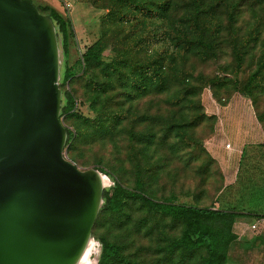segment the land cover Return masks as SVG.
Here are the masks:
<instances>
[{
    "label": "rangeland",
    "instance_id": "rangeland-1",
    "mask_svg": "<svg viewBox=\"0 0 264 264\" xmlns=\"http://www.w3.org/2000/svg\"><path fill=\"white\" fill-rule=\"evenodd\" d=\"M33 2L46 15L51 8L57 9L71 23L74 36L68 60L58 35L61 74L66 63L74 64L87 47L104 38L106 61L121 58L135 46L131 52L134 59L163 61L165 74L180 75L199 92L189 99L177 97L180 86L171 85L170 79L159 88L161 83H154L146 95L131 102L124 85L117 83L102 96L107 109H117L120 114V120L110 122L92 106L91 85L103 73L101 68L86 74L78 63L71 81L64 83L60 77L62 91L68 89L84 102L79 107L90 119L61 115L67 129L77 135L65 145L71 160L83 169H105L128 189L141 185L155 201L252 212L237 218L247 221L264 215V75L252 95L240 90L264 55V0H175L171 17L178 24L188 23L186 18L179 22V18L201 14L205 40L216 45L214 55L208 58L179 51L170 39L157 41L151 30H160L159 38L164 37L161 20L145 19L144 25L133 16L125 20L128 5L121 4L117 7L121 14L111 16L112 8L116 9L114 0ZM168 27L174 26L164 28ZM235 44L245 52L240 67ZM216 77L219 80L211 84ZM220 117L224 122L220 123ZM133 134H145L149 140H138ZM230 143L235 147L245 144V150L241 165L226 170L215 152L219 146L229 149ZM100 173L104 188L115 185L110 176ZM184 227L182 221L137 199L127 201L118 212L107 210L100 215L99 211L92 231L98 250L91 264H97L102 252L99 237L122 247V259L110 264H202L205 249H171ZM228 254L227 264H264V225L258 233L232 240Z\"/></svg>",
    "mask_w": 264,
    "mask_h": 264
},
{
    "label": "water",
    "instance_id": "water-1",
    "mask_svg": "<svg viewBox=\"0 0 264 264\" xmlns=\"http://www.w3.org/2000/svg\"><path fill=\"white\" fill-rule=\"evenodd\" d=\"M60 77L52 19L0 0V264H76L103 204L100 171L66 154Z\"/></svg>",
    "mask_w": 264,
    "mask_h": 264
},
{
    "label": "trees",
    "instance_id": "trees-1",
    "mask_svg": "<svg viewBox=\"0 0 264 264\" xmlns=\"http://www.w3.org/2000/svg\"><path fill=\"white\" fill-rule=\"evenodd\" d=\"M33 2V0H31ZM116 9L112 8L111 16H118L117 7L121 4L129 6L128 11L124 13L125 20L128 16L135 17L138 23L144 25L146 20H161V28L165 30L164 37L159 38L160 30L154 28L151 30L154 38L157 41L170 39L174 47L179 51H184L186 54H200L203 57H210L214 55L216 45L205 40V30L200 24L202 18L199 12H194L188 17L179 18V22L186 18L182 24L174 21L171 17V11L174 9L175 0H114ZM34 3V2H33ZM35 4V3H34ZM36 5V4H35ZM37 6V5H36ZM38 7V6H37ZM40 10V7H38ZM116 12V13H115ZM120 13V12H119ZM121 14V13H120ZM53 21L57 33L60 38V46L63 49L66 60L70 56V40L74 36V31L71 28L70 21L61 14L57 9L51 8L47 14ZM146 19V20H145ZM174 26L165 29V25ZM157 26V25H155ZM158 27V26H157ZM148 28V26L146 27ZM160 29V27H159ZM146 38V37H145ZM243 45V44H242ZM107 43L104 38L99 39L91 46L87 47L82 57L74 64H67L61 74V81L67 83L71 81L76 75V65H82L86 74L91 73V69L96 67L101 68V76L92 83L91 89L94 93L92 106L101 113V117L107 118L110 122L120 120V114L117 109L109 111L106 106V101L103 95L113 90L117 83H122L125 87L124 92L128 99H137L146 95L149 92V87L160 82L157 88L162 87L171 79L172 84H179L180 89L178 96H183L189 99L190 96L196 97L198 91L196 85L188 84L186 79L175 73L165 74L163 61L152 60H138L134 59L131 52L134 51L135 46L129 48L125 55L121 58H112L110 61L105 59V50ZM234 53L238 61V67L242 66L245 59V52L243 46L239 44L234 45ZM264 55L262 57L259 67L248 78V81L240 89L244 95H252L255 87H257L259 78L264 75ZM170 77V78H169ZM219 77L211 79L210 83L215 84ZM200 87V86H199ZM62 107L61 115L68 114L74 116L84 117L85 121H89V117L84 115L81 111L80 105L84 102H79V99L73 92L68 89L62 91ZM96 105V106H95ZM108 110V112H105ZM118 122V121H117ZM177 125V124H173ZM174 128V127H172ZM134 136V134H133ZM77 135L68 129L67 142H71ZM141 141H147L149 138L145 134L134 136ZM100 171L110 176L114 181L113 187L104 188L103 191V205L100 210V215L104 211L118 212L122 210L126 202L130 199L141 200L145 205L152 209H156L164 216H169L174 220L182 221L185 225L182 235L176 238L171 243V249H182L184 251H196L205 249L206 255L203 258L202 264H227L230 261L228 254L229 246L233 241L237 240V236L233 231L234 223L237 218L243 215L253 214L252 212L239 211L234 208H220V207H199L196 205L179 204L172 201H155L148 196L143 190L142 186L135 189H128L124 187L119 181L115 180L113 175L105 169L98 167ZM256 214V213H254ZM102 243V252L99 257L98 264H110L113 261H120L122 259V247L104 237L98 238Z\"/></svg>",
    "mask_w": 264,
    "mask_h": 264
},
{
    "label": "crops",
    "instance_id": "crops-1",
    "mask_svg": "<svg viewBox=\"0 0 264 264\" xmlns=\"http://www.w3.org/2000/svg\"><path fill=\"white\" fill-rule=\"evenodd\" d=\"M221 118V117H220ZM221 122H224V120L221 118ZM233 144L230 143L229 149H224L222 146H219L216 148V158L220 162L221 165L224 166L226 170L229 169L230 165H241V160L244 154V150L242 147H244L245 144H242L238 147H235ZM255 218H253L250 221H247L246 219L240 218L237 219V221H245V222H252Z\"/></svg>",
    "mask_w": 264,
    "mask_h": 264
},
{
    "label": "built area",
    "instance_id": "built-area-1",
    "mask_svg": "<svg viewBox=\"0 0 264 264\" xmlns=\"http://www.w3.org/2000/svg\"><path fill=\"white\" fill-rule=\"evenodd\" d=\"M230 144H228V147ZM264 225V215L258 217L254 222L237 221L234 223L233 231L237 240H242L245 236L258 233L260 227Z\"/></svg>",
    "mask_w": 264,
    "mask_h": 264
},
{
    "label": "bare ground",
    "instance_id": "bare-ground-1",
    "mask_svg": "<svg viewBox=\"0 0 264 264\" xmlns=\"http://www.w3.org/2000/svg\"><path fill=\"white\" fill-rule=\"evenodd\" d=\"M98 177L100 179L101 186L103 187L104 178L102 177L100 172L98 173ZM97 250H98L97 243L92 239V237H90V239L87 241L86 246L76 264L94 263L95 262L94 256L97 253Z\"/></svg>",
    "mask_w": 264,
    "mask_h": 264
}]
</instances>
